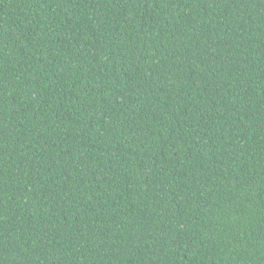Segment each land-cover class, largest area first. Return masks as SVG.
<instances>
[{
    "label": "trees",
    "instance_id": "obj_1",
    "mask_svg": "<svg viewBox=\"0 0 264 264\" xmlns=\"http://www.w3.org/2000/svg\"><path fill=\"white\" fill-rule=\"evenodd\" d=\"M0 264H264V0H0Z\"/></svg>",
    "mask_w": 264,
    "mask_h": 264
}]
</instances>
